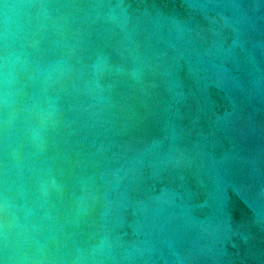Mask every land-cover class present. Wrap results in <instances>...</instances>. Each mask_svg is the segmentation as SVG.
Here are the masks:
<instances>
[{
	"label": "water",
	"instance_id": "obj_1",
	"mask_svg": "<svg viewBox=\"0 0 264 264\" xmlns=\"http://www.w3.org/2000/svg\"><path fill=\"white\" fill-rule=\"evenodd\" d=\"M0 264H264V0H0Z\"/></svg>",
	"mask_w": 264,
	"mask_h": 264
}]
</instances>
